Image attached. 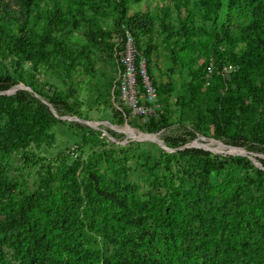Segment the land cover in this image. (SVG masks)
Here are the masks:
<instances>
[{"label":"rangeland","instance_id":"obj_1","mask_svg":"<svg viewBox=\"0 0 264 264\" xmlns=\"http://www.w3.org/2000/svg\"><path fill=\"white\" fill-rule=\"evenodd\" d=\"M230 4V0H126L122 16L119 0H34L28 8L18 0H0V32L4 29L0 34V81L12 80L8 89L0 90V204L16 206L0 214V264H30L26 253L47 257L54 249L59 258L54 264H101L98 254H112L108 241L103 243L101 236L89 231L86 238L54 235L50 245L22 242L25 220L43 222L49 195L58 221L72 226L79 222L76 218L83 219L89 202L88 173L118 180L120 189L138 205L153 204L169 179L173 189L181 186L180 178L186 179L182 192H188L194 183L198 189L200 162L172 158L197 149L219 161L232 162L219 171L211 168L201 183L200 189L213 192L212 211L200 201L201 210L206 207L208 211V225L216 224L215 219L232 213L238 205L235 186L243 189L242 199L264 195V175L260 187L244 184L248 177L256 176V170L264 171V147L250 140L261 109L244 82L237 79L239 66L232 59L245 49L240 27L246 23L243 13H230ZM56 9L61 12L60 23L50 24ZM135 16L150 22V31H138L140 47L154 48L146 65L148 82L140 80L138 85V104L144 112L118 102L114 89L117 66L110 36L117 22ZM28 32L44 38L33 47L31 57L14 49L15 40ZM20 85L48 102L58 117L34 93H9ZM227 96L232 98V108L225 113L229 133L241 138L235 140L239 147L212 137L211 111L219 108V98ZM76 118L99 125L93 129L72 121ZM147 133L153 135H142ZM14 134L22 136L14 140ZM162 141L175 151L163 150ZM188 142L220 154L186 149ZM214 143L228 151L222 146L212 148ZM246 151L256 165L235 155ZM238 159H245L251 168L234 164ZM75 161L79 166L74 179L65 171ZM96 219L97 215L88 216L89 222ZM146 224L147 230L136 232L135 226L122 230L137 240L149 234L152 221ZM68 246L75 247L73 257L64 250ZM190 246L192 252L193 243ZM235 264L245 263L240 258Z\"/></svg>","mask_w":264,"mask_h":264},{"label":"trees","instance_id":"obj_2","mask_svg":"<svg viewBox=\"0 0 264 264\" xmlns=\"http://www.w3.org/2000/svg\"><path fill=\"white\" fill-rule=\"evenodd\" d=\"M18 1L24 8L30 7L34 2V0ZM230 2V13L236 10L238 14L243 13L246 23L240 27L245 49L241 53L233 55L232 59L239 66L237 79L244 82L254 104L261 109L250 140L264 147V0H230ZM125 3L126 0H119L122 16L125 12ZM60 14L59 9H56L50 24L60 23ZM164 29L168 30L167 26H164ZM20 30L24 31V28H20ZM3 31L4 29H1V35L4 33ZM126 31L133 37L137 53L145 57L147 65L148 56L154 48L142 49L140 47L138 31H150V22L139 16H135L127 22L123 20L117 22L113 35L110 36L112 37V55L115 44L125 39ZM43 41L42 35H37L34 38L28 32L15 40L14 49L31 57L33 47ZM120 45L123 46L121 42ZM112 58L115 61L114 56ZM11 85L12 80L6 78L0 81V90H6ZM218 101L219 108L211 111L214 121L212 137L227 145L239 147L241 144H237L235 140L241 138L237 134L229 133V115L225 114L232 108V98L227 96L219 98ZM21 136V134H14L12 138L20 139ZM107 137L110 138L108 135ZM193 138L194 136L191 135V139ZM180 141L181 144L186 142L184 139ZM167 147L175 150L168 145ZM178 157H188L200 162L198 189L197 183H194V187L188 192H182V186L186 182L184 178H180L181 186L178 189H173L172 180L169 179L166 187L158 194L153 204L138 205L127 196L126 191L120 189L118 180H106L97 174L90 175L87 172L90 192L89 202L84 207L87 214L83 216V219L76 218L79 222L75 221V225L72 226L64 220L58 221L52 212L54 203L49 195L43 211L46 217L41 223L30 219L25 220L22 227L24 234L22 242L48 243L50 245V243H54V235L77 234L78 237L86 238L89 231L101 236L103 243L107 240V245L110 244L113 248L112 254L108 257L104 253L100 256L97 255L101 264H235L240 258L245 264H264V195H260L258 198L245 199L244 197L242 199L243 189L240 185L235 186L233 191L238 205L232 213H224L215 219L217 220L216 224L208 225V221H205L208 211H206V207L203 211L201 210L200 201H203L204 205H208L209 211H212L214 209L211 204L213 192L200 189L201 183L204 182V178L209 174L211 168L219 171L226 164H232V162L219 161L209 152L197 149L179 153L172 158ZM233 163L246 170L251 168L245 159L233 160ZM262 164L264 166V161ZM78 166L79 161H75L74 166L67 168L65 173H72L70 177L75 179ZM184 173L188 178L192 177L187 170ZM255 175L254 178L248 177L244 184H256L260 187L264 171L256 170ZM68 187L69 185H67ZM14 205L11 202L1 203L0 214L16 207ZM89 215H97V219L94 222H89ZM147 220L152 221L149 234L142 235L137 240H131L124 234L122 229L125 226L128 229L135 226L133 229L136 232L139 229L147 230ZM140 232L143 234V230ZM131 241L134 243L133 246H131ZM190 243H193L194 247L192 252H190ZM73 249L70 246L64 248L69 257H73ZM83 252L87 253L85 250ZM26 258L30 264H54L53 260L56 262L59 259L55 249L50 250L47 257H43L41 254L26 253Z\"/></svg>","mask_w":264,"mask_h":264},{"label":"built area","instance_id":"obj_3","mask_svg":"<svg viewBox=\"0 0 264 264\" xmlns=\"http://www.w3.org/2000/svg\"><path fill=\"white\" fill-rule=\"evenodd\" d=\"M120 42L123 46L120 45ZM117 63L116 80L114 89L118 102L123 103L132 110L144 112L138 104L140 91L138 85L140 80L148 82L146 78V59L138 54L135 41L129 32H125V39L120 40L114 47L113 54ZM154 98L152 90L147 91Z\"/></svg>","mask_w":264,"mask_h":264},{"label":"bare ground","instance_id":"obj_4","mask_svg":"<svg viewBox=\"0 0 264 264\" xmlns=\"http://www.w3.org/2000/svg\"><path fill=\"white\" fill-rule=\"evenodd\" d=\"M17 90H26V89H21L20 87H15V88H13L12 90H11V92L12 93H14V92H16ZM27 91H29V90H27ZM32 91V90H31ZM30 92V91H29ZM33 92V91H32ZM56 114V113H55ZM72 121H78V122H81L80 121V119H72ZM81 123H83V122H81ZM84 124V123H83ZM86 124V123H85ZM105 125H107V126H111V125H109V124H106V123H104ZM86 125H88V126H91V127H93V128H97V126L99 125V123H87ZM111 128H113V129H115L114 127H112L111 126ZM119 129L121 130L122 128H120L119 127ZM129 130V129H128ZM130 131V130H129ZM132 131V130H131ZM132 133V132H131ZM139 133V132H138ZM139 134H141V133H139ZM142 135H144V136H152L153 134H142ZM156 136V135H155ZM211 141H215V140H211ZM148 142H152V143H155L154 141H148ZM163 142V141H162ZM217 142V141H216ZM196 142H194V143H192V144H187V145H185L184 146V148H186V149H190V148H200V149H204V150H207V151H210V152H212V153H216V154H220V153H218V152H215V151H213V150H210V149H208V148H205V147H202V146H198V145H196L195 144ZM156 145H157V143H155ZM163 144H164V142H163ZM162 149H164L166 152H169V153H171V152H174L175 150H172V149H169L165 144L163 145V146H161V145H159ZM220 146H222V145H220V143L219 144H213L211 147L212 148H214V149H216V148H218V147H220ZM222 147H224V146H222ZM227 147H229V148H235V147H230V146H227ZM224 149H225V151H228V149L227 148H225L224 147ZM236 149H243V148H236ZM235 155H238V156H242V157H248L250 160H252L253 162H254V164L256 165L257 164V162H256V159H254V158H252V157H250V153L249 152H247L246 151V153L245 154H235Z\"/></svg>","mask_w":264,"mask_h":264},{"label":"water","instance_id":"obj_5","mask_svg":"<svg viewBox=\"0 0 264 264\" xmlns=\"http://www.w3.org/2000/svg\"><path fill=\"white\" fill-rule=\"evenodd\" d=\"M18 87H20L21 89H26V90H29L30 92H32L31 91V89L29 88V87H25V86H23V85H20V86H18ZM28 92V91H27ZM29 92V93H30ZM9 93H12L11 92V90L9 91ZM34 93V92H33ZM34 95L56 116V117H58V115L57 114H55V111L53 110V108L51 107V105L48 103V102H46L45 100H43L39 95H37V94H35L34 93ZM81 122H83L84 124L86 123H90V122H87V121H82V120H80ZM106 124H108V123H106Z\"/></svg>","mask_w":264,"mask_h":264}]
</instances>
